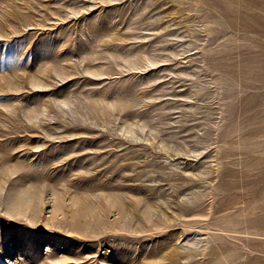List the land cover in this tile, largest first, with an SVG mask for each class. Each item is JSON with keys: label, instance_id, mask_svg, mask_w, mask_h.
Returning <instances> with one entry per match:
<instances>
[{"label": "rangeland", "instance_id": "1", "mask_svg": "<svg viewBox=\"0 0 264 264\" xmlns=\"http://www.w3.org/2000/svg\"><path fill=\"white\" fill-rule=\"evenodd\" d=\"M0 264H264V0H0Z\"/></svg>", "mask_w": 264, "mask_h": 264}, {"label": "bare ground", "instance_id": "2", "mask_svg": "<svg viewBox=\"0 0 264 264\" xmlns=\"http://www.w3.org/2000/svg\"><path fill=\"white\" fill-rule=\"evenodd\" d=\"M36 196L37 195H35V194H29L27 198H25L22 201L16 202L14 205H16V208H18V209H20V208H22V209H28L29 208L33 212L37 208L36 205H37V201L38 200H37V197ZM51 211H52V216L54 217V215H56L55 214L56 208L53 207ZM23 213H25V210H24Z\"/></svg>", "mask_w": 264, "mask_h": 264}]
</instances>
